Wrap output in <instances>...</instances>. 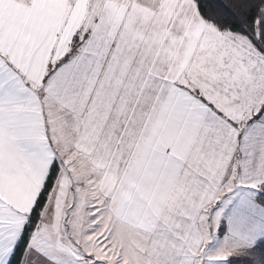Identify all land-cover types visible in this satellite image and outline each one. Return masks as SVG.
I'll return each instance as SVG.
<instances>
[{
	"label": "snow or ice",
	"instance_id": "1",
	"mask_svg": "<svg viewBox=\"0 0 264 264\" xmlns=\"http://www.w3.org/2000/svg\"><path fill=\"white\" fill-rule=\"evenodd\" d=\"M0 264H264V0H0Z\"/></svg>",
	"mask_w": 264,
	"mask_h": 264
}]
</instances>
